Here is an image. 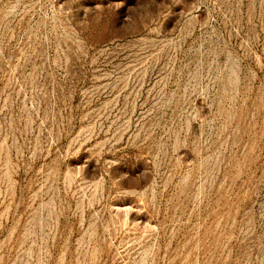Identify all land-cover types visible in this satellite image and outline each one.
Listing matches in <instances>:
<instances>
[{"label": "rangeland", "instance_id": "obj_1", "mask_svg": "<svg viewBox=\"0 0 264 264\" xmlns=\"http://www.w3.org/2000/svg\"><path fill=\"white\" fill-rule=\"evenodd\" d=\"M0 264H264V0H0Z\"/></svg>", "mask_w": 264, "mask_h": 264}]
</instances>
